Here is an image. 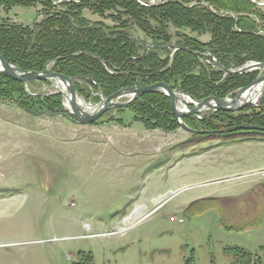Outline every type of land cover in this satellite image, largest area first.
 I'll use <instances>...</instances> for the list:
<instances>
[{
    "label": "rangeland",
    "instance_id": "1",
    "mask_svg": "<svg viewBox=\"0 0 264 264\" xmlns=\"http://www.w3.org/2000/svg\"><path fill=\"white\" fill-rule=\"evenodd\" d=\"M66 1L53 2L64 10L61 3ZM169 1L206 8L220 17L237 20L240 16L206 0H137L144 7ZM245 2L253 6L242 15L249 16L254 33L264 37V0ZM43 5H17L7 12L0 7V20L42 21L46 16L41 13L47 10ZM83 17L107 27L116 24L109 15L87 8ZM133 32L151 40L136 27ZM167 32L172 42L185 37L202 43L212 40L210 30L201 33L171 24ZM171 50L172 58L176 50ZM200 58L204 63L211 59L206 49ZM253 62L262 61L249 59L235 70ZM257 70L256 78L264 75V68ZM43 81L31 89L26 85L27 92L47 96L62 89L55 80ZM80 81L79 89L88 87ZM79 89L82 105L96 108L103 95ZM173 89L184 96L180 87ZM145 94L150 93L141 96ZM231 94L224 98H235ZM98 95L99 102L94 97ZM263 95L253 100L257 106L226 112L235 117L250 114L263 102ZM65 102L63 97L66 109ZM167 105L169 119L164 123L148 114L136 116L130 105L81 125L63 116L41 114L47 106L22 94L2 97L0 264H237L235 256L225 252L228 247L264 258L260 250L264 246V134L254 133L264 130L190 133L179 125L171 98ZM188 106L193 108L192 100ZM213 113L185 118L197 130H206L199 120L204 116L219 124L215 127L226 126L227 115ZM192 197L195 200L184 204Z\"/></svg>",
    "mask_w": 264,
    "mask_h": 264
},
{
    "label": "trees",
    "instance_id": "2",
    "mask_svg": "<svg viewBox=\"0 0 264 264\" xmlns=\"http://www.w3.org/2000/svg\"><path fill=\"white\" fill-rule=\"evenodd\" d=\"M53 1L0 0V7L5 12L17 5L27 6L38 2L47 9L41 13L46 17L33 24H17L1 19L0 53L9 63L23 70L42 72L52 61L53 71L86 82L88 87L79 89L81 83L76 81L81 93L90 91L92 95L99 92L109 96L122 88L165 82L173 88L180 87L197 100L209 96L224 98L229 93L234 96L240 87L256 78L259 70L226 74L210 64L205 65L200 58L203 50L212 53L227 69H236L249 59L264 62V37L255 34L253 20L242 15L251 12L250 6H253L245 0H206L240 14L237 20L220 17L206 8L188 7L179 1L144 7L137 0H69L61 3L65 6L64 10H59ZM85 8L101 16L109 15L116 24L107 27L103 23L87 21L83 17ZM171 24L201 33L210 30L212 40L202 43L197 38L185 37L182 41L172 42L167 32ZM134 27L151 40L135 36ZM170 44L178 48H175L172 58V48H160ZM44 81L43 84L49 83ZM37 82L40 81H30L27 88ZM27 88L23 82L0 73V99L11 93H19L29 100L44 103L47 107L43 109L47 112L67 113L60 93L34 96L27 92ZM147 95L149 97L144 98ZM94 97L100 101L99 95ZM169 101L170 98L162 93H150L141 96L130 107L135 110L136 116L148 114L150 118L164 123L169 119ZM22 106L24 108V104ZM221 113L227 115V122H223L226 126L215 127L219 124L205 120L207 116H204L199 119L203 126L201 129L218 130L245 123L264 127V99L250 114L236 117L226 111L213 114ZM188 120L185 118L191 126ZM174 123L178 125L175 119ZM260 250L264 251V246ZM225 252L234 255L237 264H264L260 254L244 248L228 247Z\"/></svg>",
    "mask_w": 264,
    "mask_h": 264
},
{
    "label": "water",
    "instance_id": "3",
    "mask_svg": "<svg viewBox=\"0 0 264 264\" xmlns=\"http://www.w3.org/2000/svg\"><path fill=\"white\" fill-rule=\"evenodd\" d=\"M154 47H158L153 45ZM175 48L177 47L174 44L167 46H162L160 48ZM213 61L212 64L217 68L222 69L226 73L231 74H242L251 72L253 70L264 68V62H253L254 64H247L246 66L240 69H227L222 64H220L216 59H214L211 54ZM52 62L48 63L47 68L42 72H37L33 70H23L22 68L9 63L2 54H0V73L6 74L9 77L23 82L27 85L30 81H52L55 80L62 89L56 88L57 92L62 93L63 97L66 99L68 105H65L66 109L69 111V114L60 112V113H51L44 111L41 114H48L51 116L66 117L74 123L81 125H89L92 122L98 120L106 111L111 109H119L130 106L133 102L139 99V97L144 93H165L171 98V106L176 119L179 122V125L186 131L190 133L198 134H213V133H228L236 131L238 129H258L264 130V127L253 125V124H242L231 126L222 130H197L190 127L185 121V117H195L199 114L207 111L216 112L220 111H240L248 106H257L251 99H243V95L249 88L254 84H259L264 82V75L256 78L251 84L240 88L236 93L235 98H220L218 96H209L202 100H197L191 94L180 91L184 96H187L192 100L193 108H190L188 105V110H179V95L178 91L173 89L169 84L165 82H158L151 85L139 86L135 85L132 87L122 88L109 96H102L101 101L97 104V107L94 109H87L79 102V93L77 88L74 85L75 78L67 76L65 74L55 72L52 68L48 67ZM208 63V62H206ZM264 93V90L261 91V94ZM123 96H129L125 101H120L119 99ZM201 117V116H199Z\"/></svg>",
    "mask_w": 264,
    "mask_h": 264
},
{
    "label": "bare ground",
    "instance_id": "4",
    "mask_svg": "<svg viewBox=\"0 0 264 264\" xmlns=\"http://www.w3.org/2000/svg\"><path fill=\"white\" fill-rule=\"evenodd\" d=\"M47 82V81H44ZM50 84V82L48 83ZM264 84V82H263ZM263 84L259 83V84H254L251 88L248 89V91H246L243 95V99H247L250 98L252 101L257 100L259 96H261V91L263 89ZM262 88V89H261ZM246 94V95H245ZM247 98H246V97ZM80 102V100H79ZM191 103V100H189V98L187 96H180L179 97V110H186L187 111V105ZM66 105H68L67 101L65 102ZM80 104L82 105V103L80 102Z\"/></svg>",
    "mask_w": 264,
    "mask_h": 264
},
{
    "label": "crops",
    "instance_id": "5",
    "mask_svg": "<svg viewBox=\"0 0 264 264\" xmlns=\"http://www.w3.org/2000/svg\"><path fill=\"white\" fill-rule=\"evenodd\" d=\"M193 197L191 199H189L188 201H186L184 204H186L187 202H190L191 200H195V199H193ZM200 198L201 199L206 198V195H202ZM200 198H198V199H200Z\"/></svg>",
    "mask_w": 264,
    "mask_h": 264
},
{
    "label": "built area",
    "instance_id": "6",
    "mask_svg": "<svg viewBox=\"0 0 264 264\" xmlns=\"http://www.w3.org/2000/svg\"><path fill=\"white\" fill-rule=\"evenodd\" d=\"M171 219H172V220H175L176 218H175V217H172ZM180 222H182V219H180Z\"/></svg>",
    "mask_w": 264,
    "mask_h": 264
}]
</instances>
